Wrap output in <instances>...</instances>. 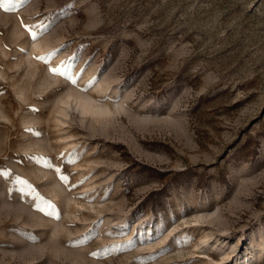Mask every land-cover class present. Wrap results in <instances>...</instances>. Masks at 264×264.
Returning a JSON list of instances; mask_svg holds the SVG:
<instances>
[{
    "label": "rangeland",
    "instance_id": "obj_1",
    "mask_svg": "<svg viewBox=\"0 0 264 264\" xmlns=\"http://www.w3.org/2000/svg\"><path fill=\"white\" fill-rule=\"evenodd\" d=\"M250 246L264 264V0H0V264Z\"/></svg>",
    "mask_w": 264,
    "mask_h": 264
},
{
    "label": "bare ground",
    "instance_id": "obj_2",
    "mask_svg": "<svg viewBox=\"0 0 264 264\" xmlns=\"http://www.w3.org/2000/svg\"><path fill=\"white\" fill-rule=\"evenodd\" d=\"M33 48L37 49L38 47H40L39 42L35 41L33 42ZM40 49V48H39ZM75 92V91H74ZM58 100V99H57ZM59 101L62 104V113L67 112L69 110V108H71V105H73V109H78L82 112H86V113H93V114H97V113H101L105 111V108L101 107V106H95L93 105V101L92 98L90 96H88L87 94L84 93H73V92H68L66 94V96L64 98H60ZM249 250L244 253H242L239 257V259H242L241 262H244L243 264H250V262L254 259V254H253V246H250L248 248ZM239 262L235 263L238 264Z\"/></svg>",
    "mask_w": 264,
    "mask_h": 264
}]
</instances>
